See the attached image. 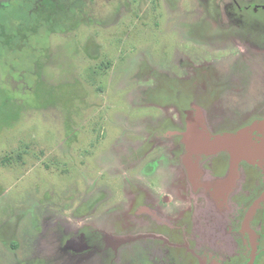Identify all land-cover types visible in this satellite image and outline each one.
I'll use <instances>...</instances> for the list:
<instances>
[{"label":"rangeland","instance_id":"374dc122","mask_svg":"<svg viewBox=\"0 0 264 264\" xmlns=\"http://www.w3.org/2000/svg\"><path fill=\"white\" fill-rule=\"evenodd\" d=\"M91 2L0 25V264H200L173 238L193 236V178L221 195L203 238L243 264L264 190V0ZM252 219L264 244V200Z\"/></svg>","mask_w":264,"mask_h":264},{"label":"flooded vegetation","instance_id":"af4514ba","mask_svg":"<svg viewBox=\"0 0 264 264\" xmlns=\"http://www.w3.org/2000/svg\"><path fill=\"white\" fill-rule=\"evenodd\" d=\"M64 6L67 7L66 3H63ZM71 5H73L72 3H70ZM92 4L91 0H83L82 2V8H80L79 10H89L90 9V5ZM103 4H105V2L101 3V6H103ZM77 13H75L76 15L79 14V11ZM219 172V171H218ZM226 181H229L228 185H231V195H228V199H231V205H232V211H231V217L227 216L230 218L231 220V238L234 236L235 234V215H233V210H235V205H234V192L235 190H233L232 187V180L231 179H226ZM193 182H194V186L195 187V195H192L190 197V201H186L187 205L189 204L190 206H186V210L188 209H192V214L195 216V222L192 223V229L193 231H191V235H193L192 237L186 236L188 235L186 232H182L183 235L178 234L177 237L173 236V238L175 240H180L182 241L183 238L184 241L180 242V243H175V244H180V246H182L186 251L187 254L190 255L192 258H194V261L199 262L200 264H224L222 262V260H219L218 258V251L216 252V250L218 249L217 246H220L219 242H210L205 240L204 238V234L206 233L205 231L209 232L211 231L213 228L211 226V224L214 222L215 223V219L217 214H215V210L218 209L220 206L218 205V202H221V200H219V198L221 197L220 195V190L219 187H217L216 185H214V183H211V185H208L210 183L205 184L204 186H206V188L201 189V184L196 183L199 182L198 180H195L193 178ZM227 185V184H226ZM210 188V189H209ZM215 188H218V193L216 195V190ZM170 189V188H169ZM207 189H209L211 192H215V194L212 195L209 194L207 192ZM172 192V190H171ZM264 195V190L262 192V194L260 196H258L255 200L254 203H252L251 207H250V211L247 215V217L249 216V214L252 212V208L254 207L255 203L261 199V197H263ZM156 196V195H155ZM173 192L172 194H168L167 196H156L157 198L160 199H156V201L158 202V204L161 203V201H166L165 207L171 206L172 203L174 202L173 199ZM217 197V198H216ZM164 198H166L167 200H164ZM264 200V199H263ZM260 201L259 204L256 206V209L253 213V215L249 218L248 220V226L245 227V221L247 219V217H245V219L242 222V229H244L246 231V233H248L250 235V240H249V246H250V256L248 258L247 261H244L243 264H254L256 261V258L258 255L264 254V244H261L257 241L256 239V234L253 230L250 229V225L252 222V218L257 214L259 207L261 205V203L263 202ZM206 202V204H205ZM205 229V230H201L198 231V229ZM186 234V235H184ZM204 237V238H203ZM231 246L236 248V244L232 241L231 242ZM236 255H238L235 252L230 256L229 260L226 261L225 264H228L229 261L231 260V262L229 264H236ZM240 256V255H238ZM51 261V260H50ZM53 261V260H52Z\"/></svg>","mask_w":264,"mask_h":264},{"label":"trees","instance_id":"16d2710c","mask_svg":"<svg viewBox=\"0 0 264 264\" xmlns=\"http://www.w3.org/2000/svg\"><path fill=\"white\" fill-rule=\"evenodd\" d=\"M41 1L42 0H15L9 5L12 9L11 14L7 16L4 12L8 7L0 8V16L1 11L4 13L3 15H5V19L0 17V25L5 28L7 34H16V28L21 25L27 27L35 25L42 11L40 9ZM62 2L66 3L69 15H73V13H77L78 10L82 8L83 0H62Z\"/></svg>","mask_w":264,"mask_h":264},{"label":"water","instance_id":"95a60500","mask_svg":"<svg viewBox=\"0 0 264 264\" xmlns=\"http://www.w3.org/2000/svg\"><path fill=\"white\" fill-rule=\"evenodd\" d=\"M258 154H259V156H264V152H259ZM263 199H264V195H263V197H261V199H259V200L255 203L254 207L252 208V212L249 214V216L247 217V219H246V221H245V227L248 226V220H249V218L253 215V213H254V211H255V209H256V206H257V205L259 204V202L262 201Z\"/></svg>","mask_w":264,"mask_h":264}]
</instances>
